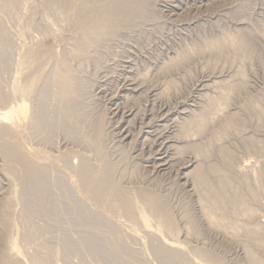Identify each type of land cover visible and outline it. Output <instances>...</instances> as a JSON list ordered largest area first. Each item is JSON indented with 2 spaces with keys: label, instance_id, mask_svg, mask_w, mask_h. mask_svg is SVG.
<instances>
[{
  "label": "rangeland",
  "instance_id": "374dc122",
  "mask_svg": "<svg viewBox=\"0 0 264 264\" xmlns=\"http://www.w3.org/2000/svg\"><path fill=\"white\" fill-rule=\"evenodd\" d=\"M144 2L148 12L146 18L127 22L128 25H124L114 38L92 50L87 60L70 57L78 82L75 106L73 110L71 108L69 117L78 119L73 123L85 129L82 135L86 137L95 133L97 121L102 120V148L108 161L118 166L116 178L119 179V186L127 191L129 188H144L166 197L175 228L168 229L160 221L159 215L147 207L137 205L133 211L124 210L116 216L100 207L111 222L109 229L95 234L102 236L103 242L91 235L94 238L91 244L75 247L70 244L74 241L71 239L77 237L75 234L79 230L91 229L87 221L81 226L76 224L78 227L66 223L67 228L64 224L66 217L59 211L53 222L27 211L36 233L24 241L23 230L19 226V212L27 206L22 194L23 184L17 179L9 180L2 173L4 158L0 151V217L9 214L18 231L16 236L15 232L14 236L11 234L16 231L14 227L8 233L0 231V252L3 248L7 250L6 238L16 237L22 264H33L29 253L44 255L47 264H212L204 254L220 259L222 264H249L237 241L215 233L205 225L197 194L187 176L195 166V154L193 151L179 154V150L186 145L178 134L185 121L204 109L207 98H218L223 92H229V85L239 83V73L242 71L244 87L231 95L226 116L215 119L202 137L192 141V145H197V149L205 145L216 132L222 130L227 117L235 115L233 124L238 134L229 133L219 142V146L233 152L235 170H243L251 178L252 184L254 175L263 169L264 156L247 148L245 142L247 139L264 142V121H259V113L252 107V103L258 100L256 102L260 109L264 110V0ZM55 9L47 0H16L13 4L9 0H0V114L11 108L16 109L22 101L28 106L22 115V122L19 121L20 126L11 131L12 134L0 130V141L11 139L21 146L27 159L33 157L34 160L35 157L39 163L45 156L49 157L52 161L46 162V165L49 169L54 166V175L65 179L70 176L69 167L74 172L78 168V154L84 152L91 156L92 151L89 149V152L82 139L71 138L63 130L56 131L51 142L36 133L39 135L37 137L27 124L32 118V103L25 101L20 91L14 90L15 85L25 84L29 64L49 62L52 57L59 59L73 49L77 27L73 20L67 21L66 15L59 16ZM222 34L245 37L250 46L249 53L227 51L217 56L199 52L205 42L217 39ZM181 54L187 56L183 63L162 71ZM26 58L28 60L25 61ZM23 60L25 62L19 65ZM53 67L54 64H51L43 71L47 80ZM49 80L43 94L48 115L52 119L57 104L52 96L55 81L51 77ZM65 156L68 157L67 161H64ZM56 158L63 161L59 163ZM217 160L214 151L208 161L215 163ZM69 178L64 180L65 185L52 190V197L62 199L61 196L68 193L69 199L73 198L69 205L73 207L75 202L74 207H77L79 201L85 202L82 199L85 196L76 194L77 177L75 182L73 179L69 181ZM253 186L256 187L255 184ZM9 201H13L8 205L10 209L6 206ZM86 203L87 210L99 211L94 206L87 205V208ZM251 205L256 209L255 219L247 221L240 217L237 221L240 224L256 222L263 229L264 196ZM143 214L147 219L144 220ZM116 227L120 230L114 240L110 236L112 234L107 232L116 230ZM64 228L69 229L67 233H71V236L61 235L60 229ZM128 231L130 236L126 234ZM111 240L120 246L118 255L111 248ZM164 242L181 250L180 259L167 262L154 250L157 244ZM128 251L134 252L132 258L127 256ZM255 255L264 263V249L256 250Z\"/></svg>",
  "mask_w": 264,
  "mask_h": 264
},
{
  "label": "bare ground",
  "instance_id": "6f19581e",
  "mask_svg": "<svg viewBox=\"0 0 264 264\" xmlns=\"http://www.w3.org/2000/svg\"><path fill=\"white\" fill-rule=\"evenodd\" d=\"M47 1L56 8L55 10H57L59 16L63 14L66 15L67 21H74V24L77 27L75 44L73 45L72 50L59 59L52 57L53 59L49 58V62L29 64L30 68L27 73L25 84L23 86L15 85L14 90L20 91L24 100L31 101L32 103V118L27 124H29L31 129L35 131L34 134L37 137L39 136L37 134H40V137L43 136L42 139L44 138L47 142H51L53 138L52 135L58 130H63L64 132H67L66 135H69V137L72 136L77 140L82 139L81 142L88 147V150L90 149L92 151L93 155L91 156L84 154V152L78 154V168L76 167V171L74 172V169L69 167L67 170L69 171L71 177L67 176L65 179L68 180L70 177L69 181L73 179L75 182V178L77 177V182L75 183H78V189L77 192H74L85 196L82 197V199L87 202L86 207L87 205L94 206V209L99 211L93 212V210L90 211L91 209L87 210L85 208V202L81 203L82 200L80 202L78 199H76L79 201V203H77V207H74V205H76L75 202H73L74 204L72 203L73 207L70 206L69 204L71 203L68 202L72 197L69 199L70 195L68 193L61 196L62 199L57 197V200L55 197V199H53L52 190L57 188V186L64 184L66 180L63 179L64 177L61 178V175V177H59V175H54V170L52 171L54 166H52V169H49L46 165V162H50L52 160L46 156L43 158L42 163H39L40 161L36 162L35 157L34 160H32L33 157L27 159L21 146L19 147L14 141L11 139L9 140V138L8 141L2 140V142L0 141V151L4 158L2 173H4L9 180L12 178L22 182L23 198L27 200L26 208L22 207L23 209L20 211L21 213L19 212V218H21L19 220L21 224H17L21 226L23 230L22 239L24 241L28 240L36 233L35 226L29 219L27 211L34 212L40 218L45 219V221L48 219L49 221L51 220V222H53L52 220L54 217H58L56 212L59 211L63 214L62 216L66 217H63L66 219H64L65 223L63 222L66 227L67 225L70 226V224L78 227L81 226V223L84 224L83 222L87 221V226L91 227V229L88 230L86 228V231H84V229L83 231L79 230V233L75 234V236L77 235L75 239L71 237V240L74 241H71L70 244L75 247H80L84 244H91L94 239L91 238L93 237L91 235L95 236L97 232H103L104 230L102 229H107L109 227L111 222L109 223L110 220L107 218L108 216H104L103 211H100V207L108 210L112 213V216H116L124 210L133 211L136 209L137 205L145 208L147 207L159 215L160 221L167 226L168 229L173 230L175 228L174 220L170 209L167 207L166 197L156 195L144 188L136 189L135 187L134 190L133 188L132 190L129 188L128 191L126 189L123 190L117 183V180L119 181V179L116 178L118 166L108 161L109 159H107L106 154L103 151L104 147L102 148V120L100 119L97 121L98 123L94 130L95 133L92 136L89 137L88 135V137H86L87 135H84V137L82 133L84 134L83 131L85 129L83 128V130L81 128L82 126L79 127L80 125L78 126V124H74L78 119L69 117V115H71L69 113L71 108L73 110V107L75 106L74 101L76 100L78 82V79L75 77L76 74H74V70L71 66L72 62L70 57L77 56L78 58H82V60H87L92 50L99 48L98 46L106 40L114 38L124 25H128L127 22H134L136 19L143 20L146 18L148 14L146 3L144 0ZM9 2L10 4H13L16 0H9ZM240 37L237 35L228 36L226 34H222V36L217 39L205 42L203 46L200 47L199 52L217 56H221L227 51H233L235 54L245 52L249 53L250 46L248 40L242 35ZM0 38H2V34H0ZM186 59V54L178 55L170 62V64L163 67L162 71L166 72L170 68L180 65ZM26 60L28 59L26 58L25 61ZM25 61L23 60L22 62H19V65ZM51 64H54V67L50 77L55 81V89L52 96L55 98L57 104L54 118L52 119L48 115L46 99L43 94V91L47 88V82L50 81V77L48 80L44 77L43 71ZM239 75V83L232 86L229 85L230 88L228 93L223 92V94H220V97L218 98H207L204 109L200 113L192 115L187 121H185L182 125L180 133L178 134V138L185 141L186 146H183L179 150V154H183L186 151H193L195 154V166L191 168V170L187 173V176L191 179L192 186L197 194L196 197L198 200L200 214L205 225L213 232L220 233L229 239L237 241L241 245L245 258L249 264H264L260 262L255 255L256 250L264 249V228L262 229V226L256 222H250L251 224H240L237 221L240 217L245 218L248 221L255 219L257 216L255 211L256 209L251 207V203L257 201L260 196H264V162L263 169L253 177V184H255L256 188L253 186L251 178H249L243 170H235L234 165L236 158L233 152L228 148L219 146L221 143L220 141L223 140L229 133L238 134V130L233 124L235 115L228 116L223 124L222 130L216 132L205 145L199 147L198 149L197 145H192V141L195 138L202 137L215 119L226 116L225 113L227 111L226 109H228V105L230 104L231 95L239 90H242L244 87L243 72L240 71ZM256 101L252 103V107L259 113V121H264V110L260 109L258 102ZM27 107L28 106H26L25 102L22 101L16 109L11 108L6 113L0 114V130L5 134H12V132L15 131L14 129H17L20 126L19 121L21 120L22 122V115L28 110ZM24 122L25 121L23 120V123ZM81 135L82 138H79ZM217 143H219L218 147ZM245 146L253 149L254 153L256 152V154L258 153L264 156V142L257 143L253 139H247ZM86 150L87 149H85V151ZM214 151L216 152V157L218 159L215 163L208 161ZM65 158L66 159L63 158L64 161H67L68 157L65 156ZM56 159H58L60 163L62 157L60 160L59 158ZM59 168L61 167L59 166ZM67 170L62 171L64 172ZM74 176L76 177L74 178ZM76 194L74 193V196ZM76 196L78 197V195ZM12 202L13 201H9L5 204L8 206ZM38 204L42 205V209H39L40 205ZM8 209H10V207ZM13 209L15 210L14 206ZM38 209L39 211H37ZM11 212L12 211L9 213ZM5 214H2L3 216L1 215L0 217V231H3L4 233L7 231L8 233V230L13 227L15 228L16 224L13 223V225V221L11 222L12 218L10 219V216H8L9 214ZM10 215L12 217V214ZM143 218L144 220L147 219L145 215ZM51 224L53 225L54 223ZM55 224L57 225V223ZM67 228L60 229L62 230L61 235L68 237V234L71 236V233H67L69 231ZM118 230L120 229L116 227V230L114 231L108 230L107 234H112L110 236L113 238H110L115 240L119 234ZM14 232L16 236L18 232L17 229L11 233L13 234L12 236H14ZM126 234L130 236L129 231L128 233L126 232ZM2 238H4V236ZM95 238H98L97 240L103 242L102 236H95ZM107 239L110 242L108 237ZM114 240H111V248L118 255L120 246L117 243L116 246ZM5 244L7 250L4 251L3 248L2 253L0 252V264H22L23 261L21 257H19L17 249V238H6ZM168 245L169 244L166 245L165 242L159 245L157 244V246L154 245L156 246L154 247V250L158 254H161L167 262L180 259L179 256L182 255L181 250L176 249L177 246H174V248L170 245L168 247ZM133 255L134 252H127V256L130 258H132ZM29 256L28 257L32 259L31 262H33V264H47L45 262L44 255L39 256V254L36 255V253H29ZM204 257L210 259L212 264H222L220 259L212 257L210 254H204Z\"/></svg>",
  "mask_w": 264,
  "mask_h": 264
}]
</instances>
